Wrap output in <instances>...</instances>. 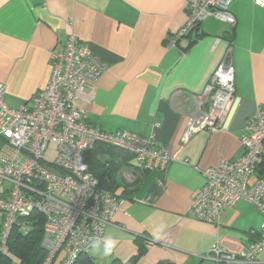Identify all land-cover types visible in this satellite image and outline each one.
<instances>
[{
    "label": "crops",
    "instance_id": "1",
    "mask_svg": "<svg viewBox=\"0 0 264 264\" xmlns=\"http://www.w3.org/2000/svg\"><path fill=\"white\" fill-rule=\"evenodd\" d=\"M230 10L235 25L209 18L170 48L169 38L188 20L186 0H0V83L8 105L33 106L50 82L51 53L74 34L109 66L78 102L86 121L108 132L154 131L170 153L164 171L146 173L129 153L115 180H100L126 204L104 233L117 241L112 254L88 253L95 264L125 263L141 245L135 264H216L206 256L216 242L240 253L255 240L251 233L263 219L247 201L226 208L217 223L188 213L205 184L201 171L242 154L247 120L264 106V9L254 0H232ZM229 52L236 77L231 109L218 131L190 134L188 118ZM207 108L203 98L201 109ZM252 264H264V250Z\"/></svg>",
    "mask_w": 264,
    "mask_h": 264
},
{
    "label": "built area",
    "instance_id": "2",
    "mask_svg": "<svg viewBox=\"0 0 264 264\" xmlns=\"http://www.w3.org/2000/svg\"><path fill=\"white\" fill-rule=\"evenodd\" d=\"M254 3L264 9V0ZM186 4L188 20L169 38L170 48L209 18L236 24L232 0H186ZM230 55L214 70L189 116L190 134L222 127L236 94ZM50 63V82L34 95L31 108L8 105L6 85L0 83V185L8 183L0 189V254L7 251L14 229L31 232V217L37 213L43 218L42 247L47 253L42 264H54L59 256L61 264H74L92 250L94 239L115 225V216L126 204L125 196L103 188L89 169L87 154L97 145L125 150L145 173L164 171L171 157L157 144L154 131L147 136L108 132L86 121L78 102L109 68L89 45L70 34L65 45L51 53ZM203 98L208 100L206 110L201 109ZM245 131L243 151L235 161L222 160L201 171L205 184L194 193L188 209L196 220L217 223L226 208L247 201L262 216L260 228L251 233L255 240L240 253L226 250L219 241L206 251L216 264H252L264 250V106L256 108ZM51 144L57 154L50 167L46 152Z\"/></svg>",
    "mask_w": 264,
    "mask_h": 264
},
{
    "label": "trees",
    "instance_id": "3",
    "mask_svg": "<svg viewBox=\"0 0 264 264\" xmlns=\"http://www.w3.org/2000/svg\"><path fill=\"white\" fill-rule=\"evenodd\" d=\"M129 152L104 145H97L94 150L86 156V162L90 171L99 179L111 177L115 180L118 171L128 164ZM32 230L28 234L21 233L14 229L7 251L0 254V264H42L46 258V251L42 247L43 239V218L35 213L31 217ZM1 230V224H0ZM144 254L142 245L138 254L127 262L114 261L112 264H135ZM74 264H95L88 254H81Z\"/></svg>",
    "mask_w": 264,
    "mask_h": 264
},
{
    "label": "clouds",
    "instance_id": "4",
    "mask_svg": "<svg viewBox=\"0 0 264 264\" xmlns=\"http://www.w3.org/2000/svg\"><path fill=\"white\" fill-rule=\"evenodd\" d=\"M162 230L163 225L159 226L157 232H161ZM116 243L117 241L112 235H107L99 239H94L91 243V249L94 253L100 254L102 257H107L114 251Z\"/></svg>",
    "mask_w": 264,
    "mask_h": 264
},
{
    "label": "rangeland",
    "instance_id": "5",
    "mask_svg": "<svg viewBox=\"0 0 264 264\" xmlns=\"http://www.w3.org/2000/svg\"><path fill=\"white\" fill-rule=\"evenodd\" d=\"M57 154V148L55 145L51 144L49 145L47 152H46V160L48 162V165L51 167V163L54 161L55 157ZM4 186H8V183H5ZM0 189H3V187L1 186ZM16 264V263H14Z\"/></svg>",
    "mask_w": 264,
    "mask_h": 264
}]
</instances>
